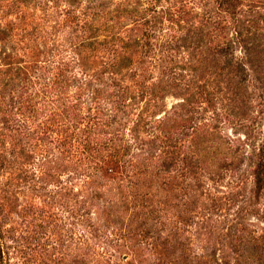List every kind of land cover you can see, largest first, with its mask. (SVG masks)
<instances>
[{
    "label": "rangeland",
    "instance_id": "rangeland-1",
    "mask_svg": "<svg viewBox=\"0 0 264 264\" xmlns=\"http://www.w3.org/2000/svg\"><path fill=\"white\" fill-rule=\"evenodd\" d=\"M262 162L264 0H0V264H264Z\"/></svg>",
    "mask_w": 264,
    "mask_h": 264
},
{
    "label": "trees",
    "instance_id": "trees-1",
    "mask_svg": "<svg viewBox=\"0 0 264 264\" xmlns=\"http://www.w3.org/2000/svg\"><path fill=\"white\" fill-rule=\"evenodd\" d=\"M72 156L74 155V153H71ZM264 180V162L260 163L257 167V188L258 190L260 189L261 187V183L262 181Z\"/></svg>",
    "mask_w": 264,
    "mask_h": 264
}]
</instances>
